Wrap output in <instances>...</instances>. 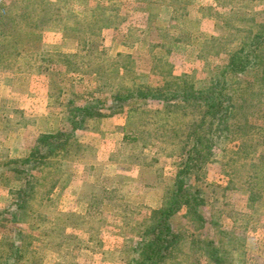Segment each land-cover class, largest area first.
<instances>
[{"label": "rangeland", "instance_id": "obj_1", "mask_svg": "<svg viewBox=\"0 0 264 264\" xmlns=\"http://www.w3.org/2000/svg\"><path fill=\"white\" fill-rule=\"evenodd\" d=\"M254 32L264 33V0H0V86L17 79L13 97L27 107L25 94L33 93L28 105L36 113L48 106L46 96L68 94L76 101L80 94L91 92L85 104L98 99L101 107L84 129L71 131L69 153L88 151L87 145H101L106 137L116 148L111 159L120 158L123 164L113 175L116 181L108 182L114 185L110 189L86 187L93 200L54 197L58 206L66 208L61 216L79 227L63 230L66 235L88 237L92 242L66 243L62 253L61 244H49L44 236V214L32 211L43 205L40 191L59 180V162L35 167L36 173L46 177L42 186H36L37 192L21 205L14 200L0 209L4 251L0 264H133L140 224H146L170 198L176 208L168 221L173 246L166 255L181 257L182 264H264V81L259 79L260 71L245 68L225 74L236 104L241 98L247 100L244 113L247 125L254 128L231 129L239 135L200 129L196 133L200 156L187 163L180 148L191 143L190 135L178 128L191 124L193 118L198 121L200 108L189 104L165 108L162 102L137 95L114 100V95L126 94L127 89L137 93L185 79L206 81L241 56L237 50ZM52 60H65L71 69L49 63ZM257 60L260 67L264 65V53ZM89 78L94 84H88ZM8 101L12 102L0 99V110L10 109ZM72 106L69 101L63 106L67 119ZM25 120L18 113L12 121L0 115V143L8 146ZM70 128L68 123L63 131ZM126 129H136L128 141L123 138ZM5 151L0 145V154ZM128 164L137 169L138 180L122 183L119 176H128ZM19 174L25 178L27 171ZM177 178L183 181L179 193ZM66 181L60 178L62 184ZM7 183L3 179L1 189ZM29 220L37 227L27 224ZM32 234L35 242L29 246ZM17 235L22 240L19 261L12 253ZM28 251L36 257L25 259ZM63 253L68 255L57 259Z\"/></svg>", "mask_w": 264, "mask_h": 264}, {"label": "trees", "instance_id": "obj_2", "mask_svg": "<svg viewBox=\"0 0 264 264\" xmlns=\"http://www.w3.org/2000/svg\"><path fill=\"white\" fill-rule=\"evenodd\" d=\"M263 42L264 33L259 34L258 32H254V36L237 50L241 56L236 59L232 58L224 69L218 70V73L214 75H209L206 81L200 80L198 83H195L194 81H187L185 79L182 82H177L175 85L170 83L164 84L162 87H150L146 92L137 91L136 93V90L127 89L125 92L127 91L128 94L122 92L121 87H118L119 93L124 94L114 95V100L118 101L121 97L127 96L133 98V95H137V97L141 99L162 102L165 108L171 106L180 108V105L185 104H189L190 108H200L202 111L199 114L200 119L198 121L196 118H193L191 124L178 128L182 129L181 132L185 131L190 135L189 141L191 143L180 148V150L182 149L186 154L184 163H187L200 156L198 148L200 136L196 134L200 129L206 127L208 132L210 128H212L219 130L221 135L227 133L239 135V131L232 132L231 129L246 130L252 127L250 124L247 125L249 121L244 113V108L248 104L247 100L241 98V102L236 104V99L229 94L230 87L228 89V82L225 74H227L228 70L236 73L245 71V68H251V70H259L261 74L259 79L264 81V65L260 67L261 64L257 60L259 54L264 53ZM246 47L248 48L246 49ZM249 47L252 48L251 51H249ZM46 55L49 56L51 54L47 52ZM53 62L64 64L67 68L71 69L69 66L70 64L65 60L57 62L53 60L49 61V63ZM72 70L74 71L77 69ZM96 81L97 79L95 78V82ZM195 84L196 87H194ZM68 101L73 104L68 110V123L71 127L70 131H56L50 134L39 135L36 144L25 159L24 163L27 167L45 168V165L50 167L53 160L70 157L69 146L73 145L72 139L74 138L71 135V131L74 132L84 129L86 126L85 123L93 118L101 107L100 100L98 99H93L83 105L74 103L75 101L70 98ZM234 118H238L239 121L235 122L233 120ZM128 126L130 127V125L126 127ZM253 128L254 127H252V129ZM135 130L136 129H126L127 134H125L123 138L128 141L130 139L129 133H133ZM192 134H194V137L191 136ZM229 137H232V135ZM236 137L238 138L240 136ZM159 141L164 143L162 140ZM238 147L240 148L239 145ZM239 151L238 149L237 152ZM25 169L17 171L18 173L27 171V175L24 179L25 186L17 191L14 199L17 205H21V201L23 200L27 202V198L30 196L28 193L30 191L33 193V187L37 183L34 177L28 176L29 169ZM175 185L178 190L176 193H179L183 181L177 178ZM52 186L53 184L48 188ZM171 200L172 198L169 199L167 204L163 205V208L155 210L146 224H140L142 229L139 230L137 234L138 241L135 243L137 245L133 249L138 257L135 256L133 258V264H182L183 260L181 257L166 255V252L172 249L173 246V241L171 242L169 239L170 225L168 221L176 207L175 203Z\"/></svg>", "mask_w": 264, "mask_h": 264}, {"label": "crops", "instance_id": "obj_3", "mask_svg": "<svg viewBox=\"0 0 264 264\" xmlns=\"http://www.w3.org/2000/svg\"><path fill=\"white\" fill-rule=\"evenodd\" d=\"M32 79H37V77ZM15 81H17V79H10L9 82L4 83L0 86V99L4 101L5 99L7 100L10 98L12 100V102L8 101L10 109L8 110V107L5 106L6 110H0V115L2 117L6 116L12 121L15 113H18L23 117V119L25 118L26 120L16 128V130L14 131L15 134L9 138L10 140L8 141V146H6L5 143H0V145L3 146V149L6 148L5 155L0 154V165L3 166L0 168V171L4 172V175H1L0 173V189L3 179L4 181H8L6 185L7 187H3L0 191V209L11 204L16 197L17 191L25 186V178H21L20 174L17 172L18 170H21L22 167L29 169L28 176H32L37 180L36 185H34L33 187V193L32 191H30L28 195L31 196L35 192H37L36 186H42L46 179L44 173L38 174V172L36 173L37 169L35 167H27V165L24 163L25 159L28 157L30 151L36 144L39 135L50 134L56 131H63L65 128H67L68 125V119L66 115L67 112L63 109L64 104H67L68 102V94H62L58 97L50 95L46 96V104L48 106L44 108L45 111H39L36 113L37 110L33 109L34 106L28 105L30 97L33 98V93L27 92V94L29 95L25 94V98L27 99V107L22 105V100H20L19 102L18 99H15L13 97V90L15 89V86H17V82ZM93 81V78H89L88 84H94ZM87 93L90 97L92 96L91 92ZM89 96H87L86 94H80L75 102L77 103L79 101V104L83 105L85 104V100L89 99ZM2 107L3 106H1V108ZM86 147L88 151H82L80 154L78 153L77 155H71L67 158L55 159L59 162V177H65L67 181L66 183L62 184L60 182V178L59 180L56 178V182L52 183L53 186L51 188L42 189L40 192L44 198L43 205L41 208L35 206L36 208L32 210L44 214L43 216L45 217V220L43 221L44 224L42 225L44 236L46 237L49 244H51V242L55 244H61V253L63 245L66 243L70 242L72 244L88 245L92 244V242L88 237L83 238V236L75 237L66 235V232L63 230L72 232L78 230L79 227L76 224L67 222L65 217L61 216V213L63 211H66V208H63L61 205L58 206V200H55V198L57 199L60 198V196L63 197L72 195L79 198L86 197L93 200L94 194L91 193L90 189L86 187H92L93 185H102L104 189H110L109 187H113L114 185L110 186V183L108 184V182H111V179L116 181V177H113V175H117L116 173H119L117 169L120 170L121 167L119 166L123 165L122 161H120V158L118 160L111 159L116 151V148L115 145H112L110 143V140L106 137L102 139L101 145L89 144V146L87 145ZM98 148H104L105 150H103L102 152ZM127 170H129L127 177L119 176V178L122 179V183H130L131 181L138 180L135 177L134 172L137 169L134 167V165L128 164ZM4 210L5 209H2L1 211ZM60 218H62L63 220L56 221V219ZM32 220H29L27 224H30V222H32V226L36 228L37 224ZM57 231L58 238H55L56 234H54V232ZM20 237L21 236L17 235L16 239L13 238L15 246L12 250V253L15 254L18 261L21 259V254L19 251V247L21 244H18L22 242ZM33 237L34 235L32 234L27 242L29 246L33 245V243L35 242V239ZM51 237L53 238V241L51 240ZM1 240L2 238L0 236V241ZM2 248L3 247H1L0 245V260L1 255H3L4 252ZM32 255H35V253H30L28 251L26 255L27 257H25V259H27L28 257H36V255ZM60 255L57 257V259L62 260L64 259L65 255H68V253H63L62 256ZM108 255L110 256L112 254Z\"/></svg>", "mask_w": 264, "mask_h": 264}]
</instances>
